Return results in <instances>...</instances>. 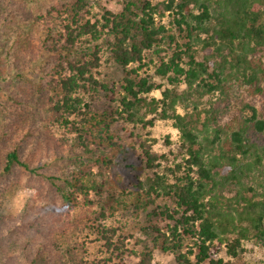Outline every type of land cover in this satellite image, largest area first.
<instances>
[{"label": "trees", "instance_id": "trees-1", "mask_svg": "<svg viewBox=\"0 0 264 264\" xmlns=\"http://www.w3.org/2000/svg\"><path fill=\"white\" fill-rule=\"evenodd\" d=\"M10 1L0 0V210L14 184L44 188L18 216L0 211V264H81L80 245L61 235L83 205L101 208L83 214L111 254L124 222L135 225L138 264H153L157 249L173 264L264 255V0H122L118 11L102 0H13L27 10ZM166 12L170 27L155 19ZM154 53L155 72L185 90L148 98L153 82L135 75ZM103 63L121 77H100ZM179 102L196 112H177ZM159 106L186 150L168 173L123 124ZM126 171L146 173L120 189ZM117 214L120 227L106 224Z\"/></svg>", "mask_w": 264, "mask_h": 264}, {"label": "rangeland", "instance_id": "rangeland-1", "mask_svg": "<svg viewBox=\"0 0 264 264\" xmlns=\"http://www.w3.org/2000/svg\"><path fill=\"white\" fill-rule=\"evenodd\" d=\"M152 1L153 3H156L162 0ZM19 2L20 1H16L13 3V0H11L9 2V6L12 8L15 7L14 9L17 10H20L22 6H24L25 10L29 9L28 5L23 3L20 4ZM102 4L109 5V7L115 11L120 10L123 5L122 0H102ZM31 7L36 8L37 6ZM102 11L103 9L99 5H96L91 9L89 15L92 16L93 19H95V17H101ZM169 13L171 12H166V15L163 18H160L159 15H156V21L161 24H166L168 27H170V20L173 21V18L168 15ZM198 53L199 58H202L203 52L201 49H199ZM152 56L153 61H150L148 58H146L147 65H142V68H140L138 71V75H135L137 78L145 77L148 79V81L153 82L155 88H153L148 93V98L150 99L153 97L161 99L162 91L165 88L185 90V84L172 83L165 76L162 77L155 72L156 66L160 62L159 57H157L155 53L152 54ZM100 71V77L113 76L116 79H119L122 74L121 69L109 63H103ZM247 98L248 97H246L245 99ZM242 100L243 99H240V97H238L233 102V108H236L238 110L239 107H241L243 104ZM160 108L161 106L158 107V111L156 112H148V110L143 107L142 112L144 113L145 122H125L123 124H126L127 128L134 131L135 134H138V139H146L148 143H151L152 151L156 152L159 156L162 157L160 166L157 167L156 170L168 173L167 169L169 167H174L175 163L180 162L184 158V153L186 150L182 144L180 132L174 126L173 120L163 119L159 116V112L161 110ZM176 110L181 114H185L186 112H196V110L194 109V104L187 106L185 102H179L176 105ZM197 110H203V106L199 104ZM149 120H152L153 123L150 124ZM201 120H204V114L202 115ZM138 149L141 150L140 148ZM144 163L145 162H143V164ZM54 164L50 167L53 168ZM145 173L144 171L122 172L121 181L117 184L118 188L130 190L134 187L135 182L139 178H144ZM43 188V182L38 180L25 181L17 185L14 184L4 192V200L0 210L1 213L5 215L18 216V214L27 204L28 200L39 196ZM85 210L88 214L93 216V218H95L101 212V208L98 205H95L92 210H89L86 205H83L82 208L78 207L76 211L72 213L73 218H75L76 216L79 217L76 219L77 226L68 224L66 233H64V235H61V240L64 244L69 241L71 243L75 242L80 245L79 256H81V264H90L91 262L98 260H101L99 264H103V258H106V264H138L141 261L140 252L143 249V243L139 241L140 236L135 231L134 224L129 223V221L124 222L125 217L120 214H117L106 221V224L110 226L120 227L123 222L126 225L125 229H120L117 231V235L114 238L117 242V246H120V249L115 250L114 253L111 254V252H107L106 248L104 247L105 241L102 239L97 229H93L91 227L92 222L86 217V215H84ZM47 215L49 216V212L46 213L45 218L50 219V217H48ZM65 218L67 217H63L62 219L65 220ZM118 238L120 239V241L117 240ZM122 240L124 241V246L121 245ZM188 244L190 246L193 243L191 240H189ZM188 248V246L184 247L183 250L185 251ZM259 255L260 254L250 255V257L248 258L249 263L246 262V264H264V255ZM221 256H223L225 261L229 262V264H235L233 260L232 262L228 260L230 256L227 254L226 250H223L221 252ZM173 261V258L171 256H168L167 253L161 251L160 249L155 250L152 261L153 264H173Z\"/></svg>", "mask_w": 264, "mask_h": 264}]
</instances>
